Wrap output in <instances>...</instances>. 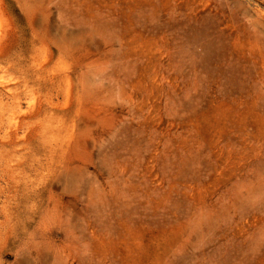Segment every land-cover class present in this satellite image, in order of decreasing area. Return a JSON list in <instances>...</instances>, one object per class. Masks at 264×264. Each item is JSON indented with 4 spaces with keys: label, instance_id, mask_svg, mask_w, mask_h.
I'll list each match as a JSON object with an SVG mask.
<instances>
[{
    "label": "rangeland",
    "instance_id": "rangeland-1",
    "mask_svg": "<svg viewBox=\"0 0 264 264\" xmlns=\"http://www.w3.org/2000/svg\"><path fill=\"white\" fill-rule=\"evenodd\" d=\"M0 264H264V0H0Z\"/></svg>",
    "mask_w": 264,
    "mask_h": 264
}]
</instances>
